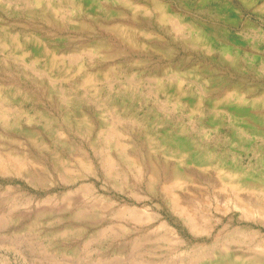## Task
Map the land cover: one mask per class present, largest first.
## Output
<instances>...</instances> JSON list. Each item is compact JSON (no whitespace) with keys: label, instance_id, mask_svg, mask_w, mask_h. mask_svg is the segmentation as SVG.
<instances>
[{"label":"rangeland","instance_id":"rangeland-1","mask_svg":"<svg viewBox=\"0 0 264 264\" xmlns=\"http://www.w3.org/2000/svg\"><path fill=\"white\" fill-rule=\"evenodd\" d=\"M0 108V264H264V0H0Z\"/></svg>","mask_w":264,"mask_h":264},{"label":"bare ground","instance_id":"bare-ground-1","mask_svg":"<svg viewBox=\"0 0 264 264\" xmlns=\"http://www.w3.org/2000/svg\"><path fill=\"white\" fill-rule=\"evenodd\" d=\"M5 116H6V111L5 110H3L2 108H0V117H2V118H5ZM118 135V134H117ZM121 135V134H120ZM119 135V136H120ZM122 137V136H121ZM106 165L110 168V170H112V166H113V161H112V159L109 157V158H107L106 159ZM81 163V162H80ZM0 167L2 168V167H4V166H2V164L0 163ZM90 172V171H89ZM173 197V196H172ZM181 197L180 198H178L177 200H178V202H177V206L178 207H180L181 208V211L183 212V214L185 215L186 214V216H188L189 218L192 216L191 214H190V212H189V209L187 210V208L186 207H184V206H182V205H180L181 203H180V201H181ZM187 202V201H186ZM237 205H236V207H238V208H240V209H242L243 210V212H244V215H246V216H253L254 214H256V213H259V214H262L260 211H257L256 209H255V207L251 204V202H250V200L248 199V198H244V197H238L237 198V203H236ZM193 220V219H192ZM192 220H191V223H192ZM210 225V224H209ZM211 256V255H210ZM194 259V258H193Z\"/></svg>","mask_w":264,"mask_h":264}]
</instances>
